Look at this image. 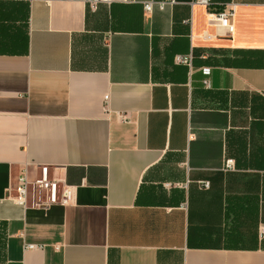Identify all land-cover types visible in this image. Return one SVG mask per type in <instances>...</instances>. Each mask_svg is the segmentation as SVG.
<instances>
[{
	"label": "crops",
	"instance_id": "1",
	"mask_svg": "<svg viewBox=\"0 0 264 264\" xmlns=\"http://www.w3.org/2000/svg\"><path fill=\"white\" fill-rule=\"evenodd\" d=\"M160 1L0 0V264H264V0Z\"/></svg>",
	"mask_w": 264,
	"mask_h": 264
},
{
	"label": "built area",
	"instance_id": "2",
	"mask_svg": "<svg viewBox=\"0 0 264 264\" xmlns=\"http://www.w3.org/2000/svg\"><path fill=\"white\" fill-rule=\"evenodd\" d=\"M81 1L84 4H86L91 11H96L100 5H108L110 6L116 1L119 0H77ZM125 1V0H123ZM176 3V0H163L157 3L154 2H148L145 3L144 8L146 11L151 12L153 10L154 4H156L159 9L164 10L167 6H172ZM197 4H201L204 6H210L211 0H196ZM232 16L231 12H219L218 17L225 21L229 19ZM178 63H183L186 65H191V58H184V57H177ZM108 100L107 98L105 99ZM120 118L122 121L126 122L129 120V117L127 115H120ZM234 169V163L232 160H229L225 164V170H233ZM47 171L48 168H43V176L40 180L36 182V186H38L41 190L46 191L48 193V200L47 201H37L34 203V207L36 208H45L50 207L52 204L58 202L60 204H67L68 200L70 198L71 192L70 189L67 186L60 187L59 183L55 180H51L47 177ZM200 186L204 189H208L210 186L209 182H200ZM29 187L30 183L28 182V179L26 175L21 176L18 179V186L16 189L17 195L14 198L17 204L27 207L28 206V198H29ZM259 235L261 239H264V225H261L259 227ZM29 249L34 248V246L29 245Z\"/></svg>",
	"mask_w": 264,
	"mask_h": 264
}]
</instances>
